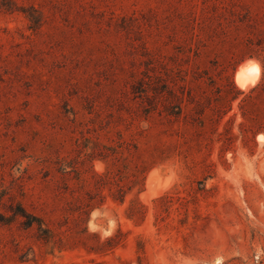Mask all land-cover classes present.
Here are the masks:
<instances>
[{
  "label": "rangeland",
  "instance_id": "374dc122",
  "mask_svg": "<svg viewBox=\"0 0 264 264\" xmlns=\"http://www.w3.org/2000/svg\"><path fill=\"white\" fill-rule=\"evenodd\" d=\"M261 81L264 0H0V264H264Z\"/></svg>",
  "mask_w": 264,
  "mask_h": 264
},
{
  "label": "bare ground",
  "instance_id": "6f19581e",
  "mask_svg": "<svg viewBox=\"0 0 264 264\" xmlns=\"http://www.w3.org/2000/svg\"><path fill=\"white\" fill-rule=\"evenodd\" d=\"M259 65L255 61V59H247L244 60L237 68L236 73H235V81L236 83L242 87V88H247L251 86L252 84L257 81V76L259 74L258 72ZM260 77V76H259ZM261 136V134L258 135V139ZM263 141V140H262ZM164 170V169H163ZM164 172V171H163ZM173 178V177H172ZM172 181V180H171ZM170 181V182H171ZM162 191V190H161ZM145 204V203H144ZM150 213V212H149ZM147 215V214H146ZM151 216V215H150ZM147 220V219H146ZM149 220V219H148Z\"/></svg>",
  "mask_w": 264,
  "mask_h": 264
},
{
  "label": "trees",
  "instance_id": "16d2710c",
  "mask_svg": "<svg viewBox=\"0 0 264 264\" xmlns=\"http://www.w3.org/2000/svg\"><path fill=\"white\" fill-rule=\"evenodd\" d=\"M227 78L229 79V76H227ZM258 86L259 87H264V81L259 82ZM170 93H173V92L170 90ZM178 109H179L178 112L177 111H173V112L172 111H168V113L169 114H174V115L179 114L180 109H181V107L179 105H178ZM22 210L23 211H19V213L15 212V214L16 215L20 214V215H23V216L26 217V220L24 222L25 226H31L33 224V220H38V219H35L36 217H34V215H31L30 213H22V212H25L24 209H22ZM37 223L39 224V221H37Z\"/></svg>",
  "mask_w": 264,
  "mask_h": 264
}]
</instances>
